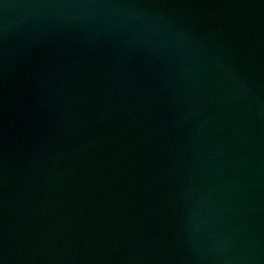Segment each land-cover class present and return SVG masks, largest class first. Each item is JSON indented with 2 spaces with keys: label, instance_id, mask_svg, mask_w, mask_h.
I'll return each mask as SVG.
<instances>
[{
  "label": "water",
  "instance_id": "95a60500",
  "mask_svg": "<svg viewBox=\"0 0 264 264\" xmlns=\"http://www.w3.org/2000/svg\"><path fill=\"white\" fill-rule=\"evenodd\" d=\"M0 264H264V0H0Z\"/></svg>",
  "mask_w": 264,
  "mask_h": 264
}]
</instances>
